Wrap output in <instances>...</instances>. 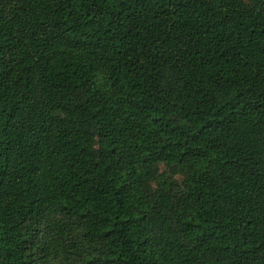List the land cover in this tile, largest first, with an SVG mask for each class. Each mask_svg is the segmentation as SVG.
Here are the masks:
<instances>
[{"label": "trees", "instance_id": "16d2710c", "mask_svg": "<svg viewBox=\"0 0 264 264\" xmlns=\"http://www.w3.org/2000/svg\"><path fill=\"white\" fill-rule=\"evenodd\" d=\"M0 264H264V0H0Z\"/></svg>", "mask_w": 264, "mask_h": 264}, {"label": "rangeland", "instance_id": "374dc122", "mask_svg": "<svg viewBox=\"0 0 264 264\" xmlns=\"http://www.w3.org/2000/svg\"><path fill=\"white\" fill-rule=\"evenodd\" d=\"M161 169H162L163 171H165V170H166V169H165V167H163V166H162V168H161ZM176 179H177L178 181H181V177H179V176H177V177H176Z\"/></svg>", "mask_w": 264, "mask_h": 264}]
</instances>
